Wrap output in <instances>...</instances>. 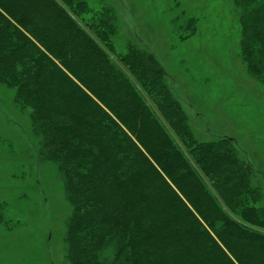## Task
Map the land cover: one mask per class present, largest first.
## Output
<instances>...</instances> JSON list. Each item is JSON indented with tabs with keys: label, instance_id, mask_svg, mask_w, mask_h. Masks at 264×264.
Segmentation results:
<instances>
[{
	"label": "trees",
	"instance_id": "1",
	"mask_svg": "<svg viewBox=\"0 0 264 264\" xmlns=\"http://www.w3.org/2000/svg\"><path fill=\"white\" fill-rule=\"evenodd\" d=\"M230 2L264 86V0ZM172 19L180 39L197 29L185 11ZM118 24L107 0H0V91L70 206L64 264H264L250 164L230 136L196 138L158 57L120 43Z\"/></svg>",
	"mask_w": 264,
	"mask_h": 264
},
{
	"label": "rangeland",
	"instance_id": "2",
	"mask_svg": "<svg viewBox=\"0 0 264 264\" xmlns=\"http://www.w3.org/2000/svg\"><path fill=\"white\" fill-rule=\"evenodd\" d=\"M107 1L116 10L120 43L132 38L158 57L196 138L234 140L264 206V86L239 55L230 0ZM181 11L197 18L196 31L185 39L172 26ZM11 99V92L0 91V202L6 220L0 224V264H64L70 206L55 170L36 161L29 119Z\"/></svg>",
	"mask_w": 264,
	"mask_h": 264
}]
</instances>
